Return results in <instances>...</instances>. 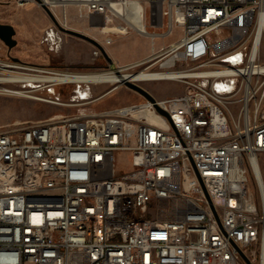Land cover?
Masks as SVG:
<instances>
[{"label":"built area","instance_id":"2783aa9c","mask_svg":"<svg viewBox=\"0 0 264 264\" xmlns=\"http://www.w3.org/2000/svg\"><path fill=\"white\" fill-rule=\"evenodd\" d=\"M80 1L111 44L126 0ZM166 2L132 82L182 94L0 130V264H264V0Z\"/></svg>","mask_w":264,"mask_h":264},{"label":"rangeland","instance_id":"374dc122","mask_svg":"<svg viewBox=\"0 0 264 264\" xmlns=\"http://www.w3.org/2000/svg\"><path fill=\"white\" fill-rule=\"evenodd\" d=\"M141 1L145 7L148 30L161 34L164 31L163 28H156L151 25V14H159V17L156 16L155 19L157 21L158 19L162 20V9L167 4L166 0H157L152 3L150 0ZM56 12L60 17L64 14L68 17L69 29L84 33L98 41L113 60V65L117 70L120 69V65L139 62L154 54V51L159 52L160 49L167 47L169 43L174 42L180 36L179 30L175 29L166 38L157 37V40H154V50H152L153 39L137 31H131L127 35L113 36L114 41L107 44L105 35H102L99 29L92 27L86 17H80V14L86 15L84 8L81 9L72 5L66 7L65 11L62 8H57ZM57 21L59 22L58 18ZM120 21V23H124V21ZM0 23L13 25L16 30L14 38L17 40V44L13 48H9L0 39V61H2L0 63V77L11 75H32L35 77L58 71L96 72L107 69L114 70L102 52L92 43L61 32L37 1L19 5L17 0H0ZM60 25L63 26V24ZM110 25L114 24L111 23ZM51 32L57 34L59 38L57 36L52 37ZM48 33L52 36L48 37ZM96 51L99 53L96 54ZM262 55L264 60V46ZM10 62L17 65L1 68L3 63L8 64ZM138 70L139 68H131L124 72L134 73ZM137 85L143 87L151 96L156 98L177 96L184 91L182 83L169 80L150 81ZM115 86L116 84L110 83L56 85L51 83H35L33 85L0 83V87L27 91L35 98L0 93V130L17 124H27L82 110L96 112L113 109L142 102L145 99L144 96L127 87L124 83L120 84L117 89H113ZM84 92H87L86 96H82ZM100 96L102 97L99 98ZM118 160L121 169L129 168L127 156L121 154L118 156ZM249 186L250 189H256L252 175Z\"/></svg>","mask_w":264,"mask_h":264},{"label":"bare ground","instance_id":"6f19581e","mask_svg":"<svg viewBox=\"0 0 264 264\" xmlns=\"http://www.w3.org/2000/svg\"><path fill=\"white\" fill-rule=\"evenodd\" d=\"M157 0H150V2H156ZM42 2H51V3H56L60 4L62 6H79L81 4V1L77 2H71L70 0H43ZM133 8L135 10V15H129L128 9ZM50 9V8H49ZM118 10L124 11L125 14L127 15L124 18V22L127 24L132 25V28H128V26L124 23H120L115 26H108L107 24L104 25L103 27V32L105 33H111L112 35H127L131 31H137L142 35L145 36H150L152 40V50L155 49V39L159 36V38H166L169 35H164L165 32L163 33H153L148 30L147 23L142 20V13L145 10L143 1L141 0H126L125 4H122V6L118 7ZM57 13V12H56ZM82 17L83 14H80ZM57 17L59 21L62 22L63 26L67 27L69 26L68 24V18L64 14L62 17H60L57 14ZM57 19V18H56ZM163 28V27H162ZM52 37L59 36L57 34H54L51 32ZM164 37H163V36ZM157 40V39H156ZM114 41V38H113ZM172 43V42H171ZM170 44V43H169ZM161 50V49H160ZM159 52H155L154 54L150 55L148 58L143 60V63H147L152 61L154 58H156L155 54ZM2 63V62H1ZM132 64V63H131ZM125 64V65H120L119 72L117 70H101V71H96V72H71V71H66V72H52L49 73V75H44V76H32V75H11V76H4L0 77V83H22L25 85H33L35 83H51V84H66V83H72V84H103V83H110V84H116V86L113 89H117L118 86L122 83H124L126 80L128 81H133L136 79H144L148 76H167V75H172V73H166L162 71H153V72H148L146 70H142L140 72H124L128 71L132 68V65ZM11 66L10 64H4L1 66V68ZM0 93L1 94H13V95H18L22 97H29V98H34L33 95L29 94L27 91H20V90H14L10 88H5V87H0ZM87 92L82 93V96H86ZM103 96V95H102ZM100 96L99 98H101ZM153 97V96H152ZM98 98V99H99ZM35 99V98H34ZM152 101V100H151ZM117 108V107H116ZM114 109V108H113ZM163 112V111H161ZM166 114V113H164ZM261 173V174H260ZM258 179L260 180V183L262 186H264V174L263 172H259L258 174ZM264 195V194H263Z\"/></svg>","mask_w":264,"mask_h":264},{"label":"water","instance_id":"95a60500","mask_svg":"<svg viewBox=\"0 0 264 264\" xmlns=\"http://www.w3.org/2000/svg\"><path fill=\"white\" fill-rule=\"evenodd\" d=\"M36 1L39 4H41L42 8L47 12V14L50 16L51 20L53 21V23L59 28V30L61 32L79 37L81 39H84V40L92 43L94 46H96L102 52V54L104 55L106 60L109 62V64L114 69L117 70V68L113 65V60L107 54L106 50L103 48V46L98 41H96L94 38H92V37H90L84 33H81V32H78V31H75V30L61 26L59 24V22L57 21L55 15L53 14V12L49 9V7L44 2H42V0H36ZM15 34H16V30H15L13 25L0 23V39L9 48H13L17 44V40L14 38ZM117 71L119 73V70H117ZM124 84L127 87L135 90L136 92H138L140 95L144 96L145 98L152 100V101L154 100V98L151 96V94L147 90H145L143 87H141L135 83H132L131 81H128V80H126L124 82ZM163 113H165V112H163Z\"/></svg>","mask_w":264,"mask_h":264},{"label":"crops","instance_id":"0c3cea01","mask_svg":"<svg viewBox=\"0 0 264 264\" xmlns=\"http://www.w3.org/2000/svg\"><path fill=\"white\" fill-rule=\"evenodd\" d=\"M72 6V5H71ZM75 6V5H74ZM81 17V16H80ZM82 17H86L87 18V16L84 14ZM68 18V17H67ZM68 21H69V19H68ZM108 26H115V25H110V24H107ZM93 27V26H92ZM95 28V27H94ZM150 56V55H149ZM149 56H147V57H145L144 59H142V60H145L146 58H148ZM123 65H125V64H123Z\"/></svg>","mask_w":264,"mask_h":264}]
</instances>
